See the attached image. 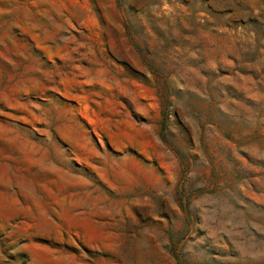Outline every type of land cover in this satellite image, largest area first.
<instances>
[{
    "label": "rangeland",
    "instance_id": "obj_1",
    "mask_svg": "<svg viewBox=\"0 0 264 264\" xmlns=\"http://www.w3.org/2000/svg\"><path fill=\"white\" fill-rule=\"evenodd\" d=\"M0 264H264V0H0Z\"/></svg>",
    "mask_w": 264,
    "mask_h": 264
}]
</instances>
